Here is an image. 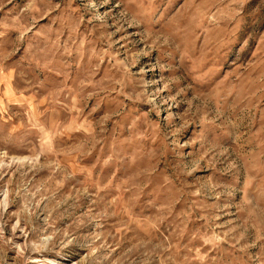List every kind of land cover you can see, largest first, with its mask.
Listing matches in <instances>:
<instances>
[{"label":"rangeland","instance_id":"rangeland-1","mask_svg":"<svg viewBox=\"0 0 264 264\" xmlns=\"http://www.w3.org/2000/svg\"><path fill=\"white\" fill-rule=\"evenodd\" d=\"M0 264H264V0H0Z\"/></svg>","mask_w":264,"mask_h":264}]
</instances>
